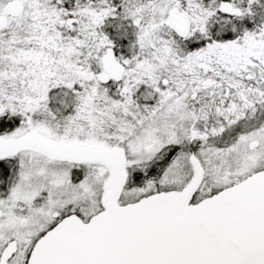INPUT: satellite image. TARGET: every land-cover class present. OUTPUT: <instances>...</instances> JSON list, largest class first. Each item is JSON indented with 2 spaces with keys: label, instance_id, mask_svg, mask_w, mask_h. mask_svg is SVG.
Listing matches in <instances>:
<instances>
[{
  "label": "snow or ice",
  "instance_id": "1",
  "mask_svg": "<svg viewBox=\"0 0 264 264\" xmlns=\"http://www.w3.org/2000/svg\"><path fill=\"white\" fill-rule=\"evenodd\" d=\"M0 264H264V0H0Z\"/></svg>",
  "mask_w": 264,
  "mask_h": 264
}]
</instances>
